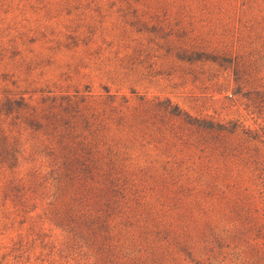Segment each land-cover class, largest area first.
<instances>
[{"label": "rangeland", "instance_id": "obj_1", "mask_svg": "<svg viewBox=\"0 0 264 264\" xmlns=\"http://www.w3.org/2000/svg\"><path fill=\"white\" fill-rule=\"evenodd\" d=\"M263 128L264 0H0V264H264Z\"/></svg>", "mask_w": 264, "mask_h": 264}, {"label": "trees", "instance_id": "obj_2", "mask_svg": "<svg viewBox=\"0 0 264 264\" xmlns=\"http://www.w3.org/2000/svg\"><path fill=\"white\" fill-rule=\"evenodd\" d=\"M21 106H24V103L21 100H13L11 101L10 99H7V101L5 102V104L3 105V110L5 111V113H9L12 108H20ZM31 124H36V122H32ZM205 127H208L210 129L215 128L217 130H226V131H232L233 127L229 128L227 126H223V125H219V124H213V123H208L207 125H204ZM249 137L253 138V139H257V140H261V138L264 139V128L261 130V132H254V133H250L249 132Z\"/></svg>", "mask_w": 264, "mask_h": 264}]
</instances>
